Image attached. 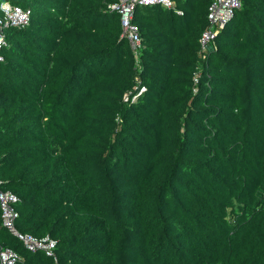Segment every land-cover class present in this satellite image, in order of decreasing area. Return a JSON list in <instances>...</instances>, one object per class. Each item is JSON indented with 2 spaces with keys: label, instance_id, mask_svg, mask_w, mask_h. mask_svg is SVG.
Segmentation results:
<instances>
[{
  "label": "trees",
  "instance_id": "1",
  "mask_svg": "<svg viewBox=\"0 0 264 264\" xmlns=\"http://www.w3.org/2000/svg\"><path fill=\"white\" fill-rule=\"evenodd\" d=\"M116 1L0 0L30 10L2 30L0 191L16 231L56 241V262L1 208L0 253L264 264V0H239L205 48L213 0L138 6L137 57Z\"/></svg>",
  "mask_w": 264,
  "mask_h": 264
},
{
  "label": "built area",
  "instance_id": "2",
  "mask_svg": "<svg viewBox=\"0 0 264 264\" xmlns=\"http://www.w3.org/2000/svg\"><path fill=\"white\" fill-rule=\"evenodd\" d=\"M162 5L165 8L172 9L176 13L181 14V10L176 7V0H117L111 5V8L120 16V23L122 27V35L129 41L131 50L137 57L139 49L141 47V38L137 25L133 22L134 11L138 6H152ZM239 0H213L208 7V20L210 27L205 29L200 38L202 47L205 48V44L208 40L214 38L218 30L222 29L228 21L233 17L236 9L240 7ZM0 50L4 44V38L2 34L3 27L16 26L24 27L28 24L30 18V10L22 9L18 6H12L9 2H2L0 4ZM3 61V56L0 52V62ZM194 81L197 82V78L194 77ZM145 90V87L139 88L137 94L132 97L134 100L141 92ZM16 198L9 192L0 191V208L2 211L1 218L3 224L6 225L9 230L14 233L18 238L22 240L25 247L32 252L42 250L46 256H51L56 261L54 249L56 247V241L50 236L46 235L41 238L34 237L27 233H19L14 228L13 219L15 213L13 212L10 202ZM15 253L9 249H5L0 253L2 264H13L15 261Z\"/></svg>",
  "mask_w": 264,
  "mask_h": 264
},
{
  "label": "clouds",
  "instance_id": "3",
  "mask_svg": "<svg viewBox=\"0 0 264 264\" xmlns=\"http://www.w3.org/2000/svg\"><path fill=\"white\" fill-rule=\"evenodd\" d=\"M56 248V247H55ZM56 256V255H55ZM55 261V260H54ZM56 262V261H55Z\"/></svg>",
  "mask_w": 264,
  "mask_h": 264
}]
</instances>
